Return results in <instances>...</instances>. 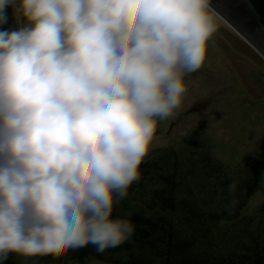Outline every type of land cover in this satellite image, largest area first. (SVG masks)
Masks as SVG:
<instances>
[{
  "label": "clouds",
  "instance_id": "clouds-1",
  "mask_svg": "<svg viewBox=\"0 0 264 264\" xmlns=\"http://www.w3.org/2000/svg\"><path fill=\"white\" fill-rule=\"evenodd\" d=\"M9 5L30 26L0 31V264L119 247L136 224L114 205L224 18L211 0H0V24Z\"/></svg>",
  "mask_w": 264,
  "mask_h": 264
},
{
  "label": "trees",
  "instance_id": "trees-1",
  "mask_svg": "<svg viewBox=\"0 0 264 264\" xmlns=\"http://www.w3.org/2000/svg\"><path fill=\"white\" fill-rule=\"evenodd\" d=\"M14 20L11 5L5 8ZM7 23L0 31L8 30ZM211 150L192 151L166 167L165 157L141 164V177L113 217L136 224L130 241L103 253L94 245L59 249L46 257L9 253L3 264H67L94 259L102 264H264V203L247 212L262 179L256 161L230 168ZM167 168V169H166ZM237 191L229 194V184ZM236 203L228 207L229 202Z\"/></svg>",
  "mask_w": 264,
  "mask_h": 264
},
{
  "label": "rangeland",
  "instance_id": "rangeland-1",
  "mask_svg": "<svg viewBox=\"0 0 264 264\" xmlns=\"http://www.w3.org/2000/svg\"><path fill=\"white\" fill-rule=\"evenodd\" d=\"M12 8L14 20L8 17V31L30 26ZM185 82L181 105L173 116L158 120L143 163L164 156V165L170 167L201 148L211 150L214 159L230 168L256 161L262 179L246 211L257 208L264 203V57L224 22L208 42L203 66ZM93 261L97 260L67 264Z\"/></svg>",
  "mask_w": 264,
  "mask_h": 264
},
{
  "label": "water",
  "instance_id": "water-1",
  "mask_svg": "<svg viewBox=\"0 0 264 264\" xmlns=\"http://www.w3.org/2000/svg\"><path fill=\"white\" fill-rule=\"evenodd\" d=\"M211 5L232 30L264 57V0H211Z\"/></svg>",
  "mask_w": 264,
  "mask_h": 264
},
{
  "label": "bare ground",
  "instance_id": "bare-ground-1",
  "mask_svg": "<svg viewBox=\"0 0 264 264\" xmlns=\"http://www.w3.org/2000/svg\"><path fill=\"white\" fill-rule=\"evenodd\" d=\"M225 22V21H224ZM226 23V22H225Z\"/></svg>",
  "mask_w": 264,
  "mask_h": 264
}]
</instances>
